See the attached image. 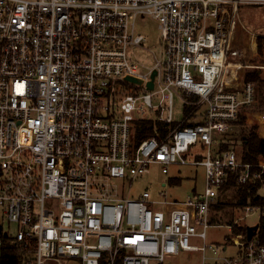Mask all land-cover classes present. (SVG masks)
<instances>
[{
	"label": "built area",
	"instance_id": "obj_1",
	"mask_svg": "<svg viewBox=\"0 0 264 264\" xmlns=\"http://www.w3.org/2000/svg\"><path fill=\"white\" fill-rule=\"evenodd\" d=\"M242 4L264 0H0V264L5 222L18 226L9 241L20 264H165L182 253L264 264L257 237L208 240L221 188L251 177L223 146L256 103L232 61ZM146 16L160 29L161 50L146 49L153 64L133 53L147 43L137 32ZM150 121L168 132L138 141ZM172 165L202 166L205 191L122 195L117 179Z\"/></svg>",
	"mask_w": 264,
	"mask_h": 264
},
{
	"label": "rangeland",
	"instance_id": "obj_2",
	"mask_svg": "<svg viewBox=\"0 0 264 264\" xmlns=\"http://www.w3.org/2000/svg\"><path fill=\"white\" fill-rule=\"evenodd\" d=\"M238 15L233 46L240 51V57L232 61L243 65L241 74L244 79L247 78L248 72L258 70V75L264 82V54L263 52L260 53L258 47V38L264 36V6L242 4L238 9ZM137 32L143 34L147 38V43L143 46L144 48H134L133 53L138 61L146 64H153V55L149 54L146 49L150 47L156 52L161 50L158 22L150 16L140 18L137 22ZM253 41L257 44L255 50L253 49ZM254 86L256 90V103L242 114L244 117L242 126H234V131L230 133V136H228L229 138L227 137L228 139L226 138V140L229 142L231 141L232 144H240L242 131L244 130L243 126H245V129H250V127L258 125V123H253L249 120V114L256 111L264 112V102H262L259 96V92L264 90V85L261 83H254ZM176 105L180 113L178 99L176 100ZM177 116L178 114L176 117ZM257 118H261V116ZM258 133L260 135L259 129ZM117 181L122 195L132 198H137L145 190H149L153 196L163 190L170 199L185 200L196 192L203 193L206 188L204 168L202 166L190 165H172L167 175L163 174L158 166H151V172L149 174L139 175L131 185L124 180L117 179ZM163 183H166V185L163 186ZM233 193L234 190H231L224 197L228 203L223 210L225 214L224 218L221 217V219L223 218L221 221L213 223L208 232L209 242L219 244L222 247L225 246L226 241L234 235L228 227L230 225L229 221L231 222L233 220L235 223L239 222L237 226L255 225L258 223L259 217L261 216L260 212H251L250 215L245 218L246 210L241 211L231 206L230 198ZM233 221L231 223H233ZM4 226L10 233V237L7 239L11 240L12 236L17 233L18 226L10 222H5ZM233 249L234 248L230 246L231 252ZM226 254H229V252ZM200 260V254L182 253L168 259L165 264H197Z\"/></svg>",
	"mask_w": 264,
	"mask_h": 264
},
{
	"label": "trees",
	"instance_id": "obj_3",
	"mask_svg": "<svg viewBox=\"0 0 264 264\" xmlns=\"http://www.w3.org/2000/svg\"><path fill=\"white\" fill-rule=\"evenodd\" d=\"M258 47L260 53L263 52L264 54V36H260L258 38ZM258 74V70L250 71L247 74L246 80L256 84L261 83L264 85V82L261 80ZM259 96L261 97L262 102H264V90L259 92ZM241 116L239 120L234 123L235 126H242L244 117L242 116L241 118ZM243 127L244 130L242 131V138L239 145H236V143L232 144L231 141L229 142L226 140L227 142H225L223 146L225 148L233 147L236 149L239 160L242 163L252 165L250 173L251 177L245 183H237L234 178H231L230 181L221 188L217 202L212 208V223H217L224 218L225 214L223 210L228 205L227 200L224 199V197L231 190H234V193L230 198L231 206H234L236 209L244 211L246 210L247 206H258L264 209V195L260 193L261 188L264 186V172L262 167L258 166L260 160L264 159V138L258 133V125H254L250 127V129H245V126ZM168 130L169 129L165 124L150 121L147 122V124L140 125L137 138L138 141L148 137L161 138L166 132H168ZM228 136H230V134ZM256 174H260L261 176L258 177ZM221 217L223 218L221 219ZM231 222L229 221L230 225H234L235 222ZM259 224L260 228L257 238L261 243L264 244V213L260 216ZM233 233L236 235L245 234L246 226H237V224H235L233 226ZM5 242L3 264H20L22 251L15 248L9 240H6Z\"/></svg>",
	"mask_w": 264,
	"mask_h": 264
},
{
	"label": "crops",
	"instance_id": "obj_4",
	"mask_svg": "<svg viewBox=\"0 0 264 264\" xmlns=\"http://www.w3.org/2000/svg\"><path fill=\"white\" fill-rule=\"evenodd\" d=\"M256 46H257V44H256ZM260 69H262V68H260ZM248 115V114H247ZM258 116H261V118H257ZM249 120L251 121V122H253V123H258V125H259V132H260V135H261V137H263L264 138V123H263V120H264V112H261V111H259V112H252V113H250L249 114ZM258 119V120H257ZM259 164H261V166H262V169H263V172H264V159H261L260 160V162H259ZM260 193L262 194V195H264V186L261 188V191H260ZM245 218H246V214H245ZM259 219H260V217H259ZM258 223H259V221H258ZM235 224V223H234ZM236 224L237 225H239V222H236ZM246 226V228H247V226H249V225H245ZM230 229V228H229ZM230 231H232L233 232V230L232 229H230ZM234 235H236V234H234ZM255 237H257V236H255ZM236 251V249L234 248L233 249V251L231 252L230 251V247L228 248V250L225 252V254L226 253H228L229 252V254H232V253H234ZM229 254H226V255H229Z\"/></svg>",
	"mask_w": 264,
	"mask_h": 264
},
{
	"label": "water",
	"instance_id": "obj_5",
	"mask_svg": "<svg viewBox=\"0 0 264 264\" xmlns=\"http://www.w3.org/2000/svg\"><path fill=\"white\" fill-rule=\"evenodd\" d=\"M156 74H157V72H154L153 77H155ZM126 80H128L130 82H137V83H140V84L142 83L141 80H139L137 78H134V77H131V76H128L126 78ZM149 87L150 88H153V82H151L149 84ZM259 228H260V224L259 223L255 224V225H249V226H247V228H246V235H247V239L249 241H251L255 236L258 235Z\"/></svg>",
	"mask_w": 264,
	"mask_h": 264
},
{
	"label": "bare ground",
	"instance_id": "obj_6",
	"mask_svg": "<svg viewBox=\"0 0 264 264\" xmlns=\"http://www.w3.org/2000/svg\"><path fill=\"white\" fill-rule=\"evenodd\" d=\"M255 39V38H254ZM253 49L255 50L256 49V42L253 41ZM263 123H264V120H263Z\"/></svg>",
	"mask_w": 264,
	"mask_h": 264
}]
</instances>
